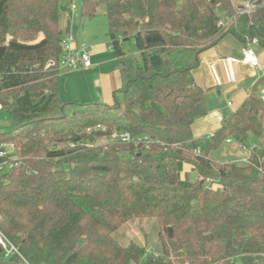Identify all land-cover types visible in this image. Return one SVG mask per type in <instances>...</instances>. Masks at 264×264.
<instances>
[{
	"label": "trees",
	"instance_id": "1",
	"mask_svg": "<svg viewBox=\"0 0 264 264\" xmlns=\"http://www.w3.org/2000/svg\"><path fill=\"white\" fill-rule=\"evenodd\" d=\"M238 6L83 0L80 20L104 9L122 75L105 105L63 102L60 71L44 69L61 59L71 9L60 0H0V105L16 125L0 143H13L19 157L0 175V230L21 254L1 251L0 264H264V146L245 165L210 156L227 139L249 148L252 137L264 138L258 87L213 135L192 132L208 113L193 74L201 54L226 34L264 49V0L251 16L219 26L218 9L232 17ZM99 125L105 133L87 132ZM114 130L154 143H111ZM133 221L152 223L159 253L121 242L118 232Z\"/></svg>",
	"mask_w": 264,
	"mask_h": 264
},
{
	"label": "crops",
	"instance_id": "2",
	"mask_svg": "<svg viewBox=\"0 0 264 264\" xmlns=\"http://www.w3.org/2000/svg\"><path fill=\"white\" fill-rule=\"evenodd\" d=\"M74 14L76 13L71 12V32L77 37V46L84 43L88 47L87 51L95 68L66 72H64L66 69L61 70L59 92L60 79L65 78L68 87L71 83L74 86V91L71 89L67 93L74 94L72 99L75 103L111 105L114 93L123 87L122 75L118 60L111 50V42L107 43L106 39L102 40L96 36L93 38L91 34L81 29V23L79 28H75L72 22ZM101 15H104V9H101ZM63 24L65 26L68 22L64 19ZM248 43L249 41L245 43L238 40L232 34H226L201 54L200 64L193 74L197 86L205 92L208 113L197 119L193 125L192 132L196 138L213 135L221 129L244 105L255 87H258L259 94L264 96V85L259 84L264 76V49L260 45L255 46L260 60L258 67L231 62L232 58L242 56ZM133 49L134 47L129 45L131 53H134ZM59 95L62 100L61 92ZM15 128L13 118L2 110L0 105V133ZM252 140L255 147L261 145L260 140L254 137ZM210 156L220 163L245 165L250 154L239 142L227 139ZM193 174L197 175L191 168H184V177H189L191 180Z\"/></svg>",
	"mask_w": 264,
	"mask_h": 264
},
{
	"label": "built area",
	"instance_id": "3",
	"mask_svg": "<svg viewBox=\"0 0 264 264\" xmlns=\"http://www.w3.org/2000/svg\"><path fill=\"white\" fill-rule=\"evenodd\" d=\"M239 2L238 11L236 15L232 17H226L225 19H220L219 26L223 29L229 28L233 25L237 19L241 16H251L262 4L263 0H237ZM77 8L75 5L71 7V12H76ZM259 45L257 40L249 41L246 49L244 50L240 58H232L231 62L233 63H242L244 65H250L252 67H258L260 65V60L258 54L255 50V46ZM88 47L83 43L77 46V37L73 33L67 36L62 43V56L59 61H49L45 64L44 69L47 71L51 70H91L95 66L92 63L91 56L87 51ZM264 101V96H262ZM232 105L231 103L229 104ZM92 131H97L101 133L106 132V128L99 125L94 129H89L87 132L91 133ZM109 141L111 143H120L127 145H134L136 147L145 146L149 147L154 143L148 136H138L133 135L127 131H118L114 130L110 134ZM88 146H92L91 143H87ZM71 147H74L75 144H70ZM251 154L252 151H256L257 147L251 146L246 148ZM249 159V158H248ZM19 161V157L16 154V147L13 143H0V175L5 174L6 172L12 170L16 167ZM248 160L246 161V164ZM210 183V182H209ZM213 187L218 188L217 185ZM0 249L4 254L5 258H10L13 256H20L21 254L16 248L1 232L0 230Z\"/></svg>",
	"mask_w": 264,
	"mask_h": 264
},
{
	"label": "rangeland",
	"instance_id": "4",
	"mask_svg": "<svg viewBox=\"0 0 264 264\" xmlns=\"http://www.w3.org/2000/svg\"><path fill=\"white\" fill-rule=\"evenodd\" d=\"M82 2L83 0H60V4L64 7H69L71 9L73 5L76 6L77 11L75 12L76 14H74L75 16L72 20L73 25H75L74 26L75 28L76 27L79 28L81 23L82 24L81 29H84L87 33L91 34L93 38H95L94 36H96L97 38H100L102 40L106 39L107 43H109V41L111 42L109 36H107L109 26H108L107 18L104 15L100 14L99 16L90 19H82V20L79 19ZM218 14L221 19H225L227 17L219 9H218ZM64 19L68 21V18H64ZM127 45H128V49H129V45H131V47L133 48L132 41H128ZM66 71L67 70H65L64 72ZM67 84L68 82L65 78L60 79V92H61L62 100L64 102L74 103L73 101L74 99H72L74 94L71 93L72 95H69L67 93V91H71V89L72 91H74V86L71 83L70 86L68 87ZM263 124H264V119H263ZM259 143L264 146V138L261 139ZM191 178L192 181H196L198 176L193 174ZM118 236H119L118 238L124 244H129L130 242H133L145 246L149 254H156L159 253L160 251L159 238L157 237L155 231H153L152 229V223L138 222V221L130 222L126 224L118 232Z\"/></svg>",
	"mask_w": 264,
	"mask_h": 264
},
{
	"label": "water",
	"instance_id": "5",
	"mask_svg": "<svg viewBox=\"0 0 264 264\" xmlns=\"http://www.w3.org/2000/svg\"><path fill=\"white\" fill-rule=\"evenodd\" d=\"M0 253H1V249H0Z\"/></svg>",
	"mask_w": 264,
	"mask_h": 264
}]
</instances>
